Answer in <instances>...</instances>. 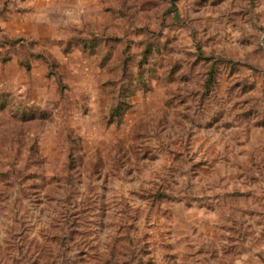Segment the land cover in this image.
<instances>
[{"label": "rangeland", "instance_id": "obj_1", "mask_svg": "<svg viewBox=\"0 0 264 264\" xmlns=\"http://www.w3.org/2000/svg\"><path fill=\"white\" fill-rule=\"evenodd\" d=\"M0 264H264V0H0Z\"/></svg>", "mask_w": 264, "mask_h": 264}]
</instances>
